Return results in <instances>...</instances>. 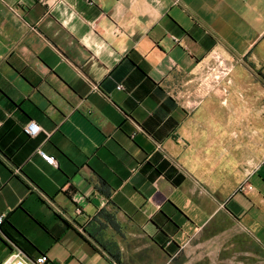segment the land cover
Instances as JSON below:
<instances>
[{"label":"crops","instance_id":"1","mask_svg":"<svg viewBox=\"0 0 264 264\" xmlns=\"http://www.w3.org/2000/svg\"><path fill=\"white\" fill-rule=\"evenodd\" d=\"M262 131L264 0H0V263L193 264L224 218L264 252Z\"/></svg>","mask_w":264,"mask_h":264},{"label":"rangeland","instance_id":"2","mask_svg":"<svg viewBox=\"0 0 264 264\" xmlns=\"http://www.w3.org/2000/svg\"><path fill=\"white\" fill-rule=\"evenodd\" d=\"M246 139L252 142L248 151L239 158L240 175L264 156V131ZM248 160L250 166L244 164ZM184 255L190 259L201 258L193 264H264V252L248 233L228 218H224L216 228H209L193 238Z\"/></svg>","mask_w":264,"mask_h":264},{"label":"built area","instance_id":"3","mask_svg":"<svg viewBox=\"0 0 264 264\" xmlns=\"http://www.w3.org/2000/svg\"><path fill=\"white\" fill-rule=\"evenodd\" d=\"M216 76L215 79L218 80L221 76V74H227L225 71V68L223 66V61L219 59L216 64ZM118 89H121L122 86H118ZM24 133H26L29 136H36L40 131L41 128L34 122L29 121L26 123V125L23 127ZM40 156L50 165H56V160L48 156L43 151H39ZM242 187H240L241 189ZM247 190H250L252 186L246 185ZM243 189V188H242ZM4 221V216H0V224ZM48 262V258L46 255L42 254L38 256L35 260L29 259L25 253L17 248L14 247L13 250L10 252V254L0 263V264H46Z\"/></svg>","mask_w":264,"mask_h":264},{"label":"trees","instance_id":"4","mask_svg":"<svg viewBox=\"0 0 264 264\" xmlns=\"http://www.w3.org/2000/svg\"><path fill=\"white\" fill-rule=\"evenodd\" d=\"M2 224H3V222L0 224V230H1ZM15 247L19 248L18 246H16V244H15Z\"/></svg>","mask_w":264,"mask_h":264}]
</instances>
